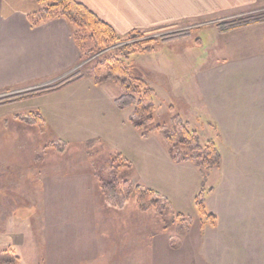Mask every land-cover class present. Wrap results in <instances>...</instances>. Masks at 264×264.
<instances>
[{
    "label": "rangeland",
    "instance_id": "obj_1",
    "mask_svg": "<svg viewBox=\"0 0 264 264\" xmlns=\"http://www.w3.org/2000/svg\"><path fill=\"white\" fill-rule=\"evenodd\" d=\"M262 13L264 8L224 17L207 27L184 25L147 35L157 39L154 49L125 62L157 96L154 123L164 128L145 139L129 122L132 108L117 111L109 102L92 106L90 117L77 124L78 132L97 136L92 145L86 144L90 139L64 135L68 132L60 119L73 110L68 103L75 95L56 94L67 79L73 83L81 77L79 81L95 83L94 61L100 54L81 56L76 69L55 82L0 92L1 167L9 164L4 147H17L26 154L20 155L19 164L14 163L12 178L30 193L39 191L29 196L26 209L18 207L32 223L33 234L23 248L29 264H264V37L248 29L228 35L212 31L219 21ZM203 27L210 30L197 33ZM171 32L180 38L200 37L198 68L193 65L197 54L192 52L174 69L170 66L172 44L161 39ZM194 41L179 51L194 49ZM97 80H102L98 85L107 96L121 95L116 77L101 70ZM38 112L46 122L32 127L31 114ZM16 114L22 124L11 118ZM177 122L196 131L202 146L210 140L217 143L221 164L206 178L193 162L176 163L165 156L164 132ZM71 128L75 130V124ZM11 131L13 137L3 139ZM1 171L10 177L7 169ZM27 173H35L34 179L45 185L33 188L30 180L25 184ZM98 178L108 183L128 181L133 189L141 185L158 193L169 206L141 212L131 198L104 196ZM77 180L87 191L77 199L81 211L74 208L77 212L68 217L64 210L65 215L57 216L62 224L56 226L51 221L59 208L46 200L45 190L57 184L75 188ZM201 192L207 212L217 219L215 226L197 209L195 198ZM44 211L45 227L36 216ZM79 212L91 215L92 222L86 217L69 230L60 227L66 220L77 222ZM58 228L64 232L57 234Z\"/></svg>",
    "mask_w": 264,
    "mask_h": 264
},
{
    "label": "crops",
    "instance_id": "obj_2",
    "mask_svg": "<svg viewBox=\"0 0 264 264\" xmlns=\"http://www.w3.org/2000/svg\"><path fill=\"white\" fill-rule=\"evenodd\" d=\"M78 1L83 3L100 19L110 25L120 37H127L134 31L151 33L159 32L161 31L160 29L164 28L169 30L184 25L205 24L207 27V25L213 23V21H218L224 17H232L238 14L242 15L256 9L264 8V0ZM39 11L40 6L32 0H0V92L26 90L32 84H42L45 81L55 82L69 74L72 70H75L81 60L82 54L74 40L72 26L61 18L33 26L30 23L29 17ZM204 27L198 30L197 33L210 30L204 29ZM247 29L256 30L258 35L260 34L264 37V24L252 26L245 30ZM243 30L244 29L238 30L234 33ZM212 31H215V34H219L216 29V24ZM172 33L173 32L169 34ZM190 35L191 34H188L186 37L181 35V37L184 38L176 37L165 40V42H170L172 44L169 46L172 48V55L170 57L173 61L170 62V66L173 69L176 64H181L185 57L187 58L190 56L188 52L197 54V56L194 57L193 65L198 68L199 60L202 59L201 55L198 56V49L201 48L202 42H200V37ZM194 38L195 41L192 42L194 49L190 51H179V47L186 46L185 44H188L190 41L194 40ZM189 45L191 46V44ZM189 45L188 48L190 47ZM102 88V86L96 83L78 80L59 89L56 94H65L67 91L70 94L74 93L75 97L71 96L70 102L68 103L73 110L70 111L68 116L60 119L63 124L61 127L64 128L65 132H68V134L64 133V135L70 138L76 139L80 137L85 141L90 139L86 142L88 147L92 145L90 142L97 136L94 135L91 137L87 136L85 133L82 134L78 132L77 124L82 123V119H86L85 116L90 117L89 112L92 106L95 107L102 102H109L114 110H124L118 106V96H113L112 94L107 96V94L101 90ZM38 113L46 122L44 114ZM6 118L3 120L8 122L11 120H7ZM11 118H14L15 122L20 120V124H22L20 115H12ZM45 122L41 123L40 119L33 120V125L31 126H44ZM74 124L75 130L71 128V125ZM133 128L138 136L141 137L134 126ZM12 137V131L8 133L5 132L3 135V139H11ZM162 147L164 149V146ZM4 148V153L8 154L6 158L9 160V164L4 162L5 167H1L3 158L0 155V264H29L26 258H24L23 248L26 246L29 234H33L32 230H30L32 223L25 214L20 212L22 210H18V207H24L26 201L29 200V196H33L35 191H31L30 193L28 190H25L24 184H20V181L12 178L15 171L13 169L15 166L14 163L19 164L20 155L26 153L22 154V151H19L17 147L6 146ZM0 153H2V151H0ZM168 153L169 151L167 149L165 156L167 158L169 157V159L174 162L169 156L170 153ZM4 168L8 170L10 177L2 173L1 170ZM26 170L28 171L29 169L27 168ZM35 176V173H27L23 181L28 182V180H30L33 188L35 186L38 188L44 186L45 183L41 180L34 179ZM26 182L25 184H27ZM76 183L75 188H73L72 184H70L68 189L62 187L64 184H57L53 185L54 187L52 189L49 187L45 190L47 194L46 200L52 201L55 203V208H59L53 211L54 214L51 221L52 223L54 222L56 226L62 224L57 222L58 215H65L63 212L66 211L69 217L74 212H77L74 208L78 209L80 207L77 199L80 193L83 192L81 189L83 186L81 184L83 183L79 180H77ZM85 184H87L86 180H84V186ZM33 188L32 190H34ZM43 192L44 191H42V193ZM86 192L84 190L83 193ZM38 193L39 191L37 190L35 195H38ZM41 198L40 201L44 202V197ZM79 210L81 211V208H79ZM40 213L41 214H37L36 216L39 217L40 220L42 219L41 224L45 227L43 219L45 211ZM79 213L80 215H77L79 217L77 222L66 220L63 222L64 225L60 227H75L79 225L82 220H86V217L90 223L92 222L90 219L92 217L91 215H85L83 212ZM62 228H58L59 233L57 234L64 232ZM67 230L69 229L67 228ZM72 233L75 234L76 232L74 231Z\"/></svg>",
    "mask_w": 264,
    "mask_h": 264
},
{
    "label": "trees",
    "instance_id": "obj_3",
    "mask_svg": "<svg viewBox=\"0 0 264 264\" xmlns=\"http://www.w3.org/2000/svg\"><path fill=\"white\" fill-rule=\"evenodd\" d=\"M32 1L40 6V11L29 17L33 26L59 18L64 19L75 28L73 37L85 59L100 54L94 61L95 70H98L96 77L101 75L102 70L109 77L117 78L122 92L118 97V106L121 109L132 108L129 121L141 137L148 138L152 133L161 132L164 127L154 123L157 109V96L154 89L140 76L132 74L125 64L130 56L144 54L154 49L153 44L157 42V39H147L149 32L137 31L130 33L127 37H120L110 25L78 0ZM260 24H264V13L219 21L216 24V29L220 35H228ZM178 35L176 33L165 35L161 40L176 38ZM97 78L95 83L101 84L102 80H97ZM79 79L81 77L76 80ZM69 80L67 79V84L63 83L64 85H62L71 84ZM31 116L35 120L40 119L41 123L45 122L39 113L34 116L31 114ZM164 140L174 162H193L199 168L203 178L208 176L207 172L220 167L221 155L217 143L210 140L202 146L196 131L190 130L185 124L177 122L170 130H166ZM180 153L183 158L177 157ZM99 187L104 196L108 195L109 197L111 194H115L123 199L131 198L141 212L152 209L157 211L169 206L168 202L164 201L158 193L141 185H137L133 189L128 181L120 184L117 180L108 183L104 179H99ZM195 201L197 209L205 221L211 226H215L217 219L207 212L202 192L195 198Z\"/></svg>",
    "mask_w": 264,
    "mask_h": 264
}]
</instances>
